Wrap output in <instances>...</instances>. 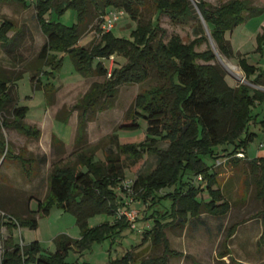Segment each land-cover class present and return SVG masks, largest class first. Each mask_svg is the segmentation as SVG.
I'll list each match as a JSON object with an SVG mask.
<instances>
[{
	"label": "trees",
	"instance_id": "16d2710c",
	"mask_svg": "<svg viewBox=\"0 0 264 264\" xmlns=\"http://www.w3.org/2000/svg\"><path fill=\"white\" fill-rule=\"evenodd\" d=\"M0 2L28 4V0ZM150 2L157 11L167 14L174 21L196 14L191 0H36L37 19L47 41L38 54L39 63L34 68L35 72L30 73L34 85L44 89L47 105L52 104L56 87L50 81L43 83L41 75L48 73L55 76L62 60L51 54L53 49L69 53L76 68L83 74L96 73L105 78L103 83H93L81 103L77 104L84 110L96 105L104 92L112 96L122 84L146 81L151 70L156 72L161 82L137 95L133 107L119 126L121 130L137 131L142 128L139 121L142 119L146 124L143 142L117 144L118 151L110 149L105 152V160L96 159V148L88 153L83 147L78 153L77 162L53 168L49 177V196L39 201L37 210L30 209V214L34 216L4 214L2 224L10 234L4 240L0 264H67L63 259L73 245L100 240L116 229L131 228V223L125 217L116 218L113 224L95 227L89 226V219L99 213L116 214L118 208L128 205L123 200V192L127 191L123 186L118 192L116 188L125 180L126 168L135 173L139 170L145 153L155 155L157 165L132 180V191L143 202L150 200L148 208L152 210L150 215L154 224L143 236L144 239H151L154 246L163 245V253L138 259L130 250L110 264H169L170 257L180 256L181 252L171 247L168 228L177 224L187 225L188 222L194 225L203 213L225 216L230 210L231 201L218 186V175L211 171L212 165L205 161V157L223 155L222 150H215L214 146L227 143L233 144L230 155L243 153L247 157L246 147L255 135L249 124L257 119L254 108L264 103V90L246 83L231 86L225 79V71L211 63L215 59L214 51L195 50V45L205 36L203 24L195 29V33L200 36L190 43L177 34L165 41V28L153 20L144 22L138 17L141 8ZM196 7L220 52L228 58L237 57L246 77L255 76V83L264 84V68L251 64L246 56L235 52L226 37L246 18L262 13L264 7L249 0H228L219 6L199 0ZM68 8L77 10V21L71 25L54 18V14H62ZM111 8L123 10L136 22L132 38L103 32L100 40L90 48L79 46L81 26L87 23L91 10L99 15L101 22L103 15ZM48 14L50 19L46 18ZM11 31L15 32L12 36L9 35ZM99 31L102 33L100 23L97 26ZM22 33L23 30L16 29L12 20L0 22V41L7 51L11 52L21 44ZM257 40V49L263 53L264 29L258 34ZM110 58H114V61L109 75V66L105 61ZM119 58H123V62ZM199 59L204 63L198 62ZM46 65L51 69L45 72ZM22 74L12 75L4 72L0 66V128H14L28 137L38 139L42 134L41 129L26 122L27 107L18 105L12 90V85H16ZM5 112L12 116H3ZM87 120L82 118L79 121L77 144L85 141ZM243 134L245 137H242ZM6 144L5 139L0 137V152L8 156L10 150ZM236 158L240 159L236 156L233 160L236 161ZM249 162L257 195L264 203V156L249 158ZM199 175H202V181L197 180ZM172 187V191L160 194L161 190ZM204 191L209 195L205 200L200 198ZM52 201L76 216L82 238L77 240L66 234L58 236L55 252L45 251L38 240L26 245L16 243L11 235L12 228L23 225L37 228L35 215L49 214ZM164 202H170V209L162 213V219L157 216L160 212L157 206ZM254 217H261L264 223V208ZM200 223L204 225L206 220L200 219ZM260 242H264V230Z\"/></svg>",
	"mask_w": 264,
	"mask_h": 264
},
{
	"label": "rangeland",
	"instance_id": "374dc122",
	"mask_svg": "<svg viewBox=\"0 0 264 264\" xmlns=\"http://www.w3.org/2000/svg\"><path fill=\"white\" fill-rule=\"evenodd\" d=\"M199 0H191L196 14L172 20L167 14L156 10L153 3H148L139 11V19L144 22L153 20L167 31L165 41L173 35H180L190 43L199 37L195 33L198 25L203 24L205 36L195 45L198 52L212 49L215 59L211 61L225 71L227 82L236 87L246 83L253 88L264 90V84L254 82L255 76L247 78L239 65L237 57L228 58L217 47L202 14L196 7ZM213 6H219L228 0H205ZM256 5H264V0H249ZM50 19V15H46ZM54 18L63 24L71 25L77 21V10L66 9L62 14H54ZM12 20L16 29H22L21 44L13 51L4 49L0 41V66L4 72L10 74L23 73L17 79L12 90L18 105L27 107L26 122L38 126L42 134L35 139L26 136L14 128H0V137L7 142L10 150L8 156L0 152V246L3 254L4 240L10 234L3 225L4 214H15L21 217L34 216L30 209L37 210L40 200L49 196V177L56 165H72L78 160V153L86 148L90 153L96 148V159L105 160V152L110 149L118 151L117 144L140 143L146 138V124L140 119L142 128L137 131L119 129L123 118L128 115L135 99L143 90L161 82L154 70L149 78L142 83L122 84L117 87L114 95L104 92L99 96L97 104L85 108L77 106L93 83H103L105 78L96 73L85 75L80 72L72 56L62 50L53 49L52 55L61 58L60 67L55 76L43 73V83L48 81L56 87L53 102L47 105L46 94L43 88H37L31 81V73L39 63L38 54L47 41V36L37 19L36 0H28L27 6L18 2H0V22ZM99 15L91 10L86 24L81 26L79 46L90 48L100 40L101 33L97 32ZM264 22V10L239 23L226 37L230 40L235 52L243 54L253 65L264 68V52L259 51L257 36L261 32ZM136 22L128 15L122 14L112 29L116 37L132 38V31ZM15 32H9L14 35ZM120 59V58H119ZM114 58L105 61L109 69L113 67ZM123 62V58L120 59ZM198 62L204 63L203 60ZM97 60L94 62V65ZM51 67L46 65L45 72ZM113 99V100H112ZM257 119L249 124L254 137L248 142L247 157L233 160L235 155L229 153L233 149L232 143L217 144L215 150H222L223 155L217 158L205 157V161L212 165L211 171L217 173L218 186L223 189L225 197L231 201V208L225 216H199L196 224L173 225L167 229V236L171 247L179 252L180 256L170 257L169 264H264V242H260L264 230L263 219H254L255 215L264 208V203L257 195L254 175L251 173L249 158L264 155V103L254 108ZM69 116L68 119L63 117ZM3 116L11 117L10 113ZM87 120L85 141L77 144L78 125L81 119ZM245 137V134L242 135ZM166 146V144H164ZM224 149H228L223 151ZM222 164L215 165L216 160ZM157 165V157L144 154V161L135 173L126 168L125 180H133L140 173L151 171ZM26 167V169H25ZM124 180V181H125ZM124 181L117 186L121 190ZM174 187L163 189L160 194L172 191ZM124 201L128 205L124 208L138 211L135 219L136 227L116 229L100 240L89 241L81 245H73L64 256L67 264H110L112 260L121 258L127 251H133L138 259L160 256L163 245L154 246L151 239H144V233L153 227L151 211L148 208L150 200L143 202L137 193L123 192ZM201 199H208L204 191ZM157 206V216L161 218L166 209H170V202ZM38 227L28 225L15 226L11 230L16 243L26 245L34 240L41 243L48 252L57 249V237L66 234L74 239H81L82 232L77 224L76 216L60 207L56 201L50 203L49 214H36ZM116 214L99 213L89 219V226L113 224ZM163 219V217H162ZM169 219V217H164ZM200 219H205L202 225ZM2 258V256H1Z\"/></svg>",
	"mask_w": 264,
	"mask_h": 264
},
{
	"label": "built area",
	"instance_id": "2783aa9c",
	"mask_svg": "<svg viewBox=\"0 0 264 264\" xmlns=\"http://www.w3.org/2000/svg\"><path fill=\"white\" fill-rule=\"evenodd\" d=\"M122 14H125L123 10L115 9V8L109 9L103 15L101 23H100L102 32H111L113 27L115 26L116 21L119 20ZM111 70L112 69H109V75L111 74ZM235 156L241 157V158L245 157L243 153H237ZM221 164H222V161L217 159L215 165L219 166ZM197 180L202 181L203 180L202 175H199L197 177ZM132 185H133L132 180L124 181L123 187L127 191V193H130V192L133 193ZM127 204H128V201H127ZM137 214H138L137 210L124 208V206L118 208L116 212L117 218L125 217L131 223V227L133 228L136 227L135 219L137 218ZM1 256H2V252H1V246H0V260H1Z\"/></svg>",
	"mask_w": 264,
	"mask_h": 264
},
{
	"label": "crops",
	"instance_id": "0c3cea01",
	"mask_svg": "<svg viewBox=\"0 0 264 264\" xmlns=\"http://www.w3.org/2000/svg\"><path fill=\"white\" fill-rule=\"evenodd\" d=\"M262 7H264V5H261ZM262 29H264V22L261 24V29L260 30H262ZM263 31V30H262ZM261 31V32H262ZM260 33V32H259ZM249 61V60H248ZM252 64V63H251ZM248 152H246V154H247ZM248 155V154H247ZM262 156H264V155H262ZM248 158H250V157H248ZM251 159V158H250ZM205 214H202V216H204ZM205 217V216H204ZM254 219H259L258 217L256 218H254Z\"/></svg>",
	"mask_w": 264,
	"mask_h": 264
}]
</instances>
